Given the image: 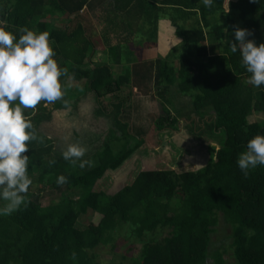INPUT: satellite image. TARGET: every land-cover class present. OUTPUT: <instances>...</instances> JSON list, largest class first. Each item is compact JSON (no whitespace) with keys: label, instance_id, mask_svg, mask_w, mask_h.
I'll list each match as a JSON object with an SVG mask.
<instances>
[{"label":"trees","instance_id":"trees-1","mask_svg":"<svg viewBox=\"0 0 264 264\" xmlns=\"http://www.w3.org/2000/svg\"><path fill=\"white\" fill-rule=\"evenodd\" d=\"M51 1L50 5L47 0H0V25L4 23L3 28L17 36L25 27L47 31L54 42L55 59L59 67L67 69L68 80H85L87 90L100 102L105 95L120 92L127 76L115 77L110 66L87 68L92 43L83 26L72 34L54 28L49 32L44 21L54 11L77 14L91 0ZM165 3L166 12L180 18L172 16V21L188 52L180 55L178 68L167 59L158 62L157 87L173 86L178 75L179 89L192 99L202 126H207L206 119L225 135L215 160L184 173L144 170L130 185L109 195L96 190L98 183L109 171L119 170L135 150L116 151L110 144L101 145L100 151L95 150L97 156L83 157L91 166L80 169L54 154L53 145L34 149L45 138L37 134L38 140L29 142L26 153L32 180L27 206L0 216V264H103L96 250L109 244L116 249L119 233L122 228L125 233L126 226L125 235L136 240L134 244L144 245L140 259H130L132 264H227L224 251L211 250L213 235L224 223L231 232L229 247L236 264H264V167L251 170L245 178L237 165L247 142L264 135V121L257 118L264 120V86L256 88L247 82L250 74L241 66L240 53L230 49L236 28L252 32L247 39L257 46L264 44V0H215L211 8L200 0ZM192 20L197 26L187 28L184 23ZM209 33L215 35V48L221 54L210 53ZM65 59L74 65L68 69ZM63 99L67 106L56 101L58 109L77 108L79 99ZM44 104L38 105L43 111ZM33 113L24 110L26 118ZM252 116L255 121L250 120ZM137 117L129 114L127 121L137 123ZM53 160L55 164L50 165ZM60 175L67 177V183L57 185ZM43 199H48V205H42ZM175 199L181 201L178 207ZM91 214L93 221L80 229V219ZM159 230L165 232L162 238L144 242Z\"/></svg>","mask_w":264,"mask_h":264},{"label":"rangeland","instance_id":"rangeland-1","mask_svg":"<svg viewBox=\"0 0 264 264\" xmlns=\"http://www.w3.org/2000/svg\"><path fill=\"white\" fill-rule=\"evenodd\" d=\"M121 1L119 0L120 3ZM104 6L102 5V8ZM116 17H118L117 14L114 18ZM108 18L115 25L112 26L114 29L123 30L122 27L128 23L123 18L117 19L114 23L113 16L110 18L108 15ZM197 19L198 17L195 20ZM195 20L184 25L187 28L197 26ZM212 20L211 18L210 22ZM219 21H221V18ZM129 24L132 26L133 22H129ZM0 27H3L2 24ZM137 31H140L141 35L137 34L135 36L133 39L135 43L128 42L126 45L125 43H118L116 48L123 52L136 50L137 44H139L137 42L139 40L145 42L146 36L158 38V34L156 35L153 30L145 29L144 24ZM94 44L92 47H97L95 42ZM216 45L215 35L209 33L208 47H211V54H221L218 48H215ZM183 48L185 50L181 53ZM190 49L191 47L189 51ZM181 50V57L186 56L187 49L182 46ZM123 52L114 51L111 52V55H124ZM147 52L153 54L151 51ZM147 52L143 51V54L145 55ZM102 53L106 57H111L108 51ZM195 61L199 60L195 58ZM102 66L106 65L102 63L100 65H90L87 68L101 69ZM111 69L114 71L113 68ZM134 75L136 74L134 73ZM115 77L117 76L115 75ZM72 79L68 80L66 76H62L61 83L64 86L65 96H69L73 100L79 99L76 103V109L74 107L67 110L58 109L56 102L48 105L44 104V111L37 106L33 110V115L27 119L32 122L37 134L41 137L45 136L34 149L53 145L54 154L62 155V151L69 143L79 142L87 147L86 154L91 155L89 158H93L94 154L97 156L98 152L96 151H100L97 148L104 144H110L113 148H117L116 151L135 150L119 170L107 173L105 178L98 183L97 191L113 195L125 186L130 185L144 170L173 169L179 173L199 170L215 160L216 151L221 148L225 140L224 133H218L211 126L213 122L205 119L207 126L205 128L204 125L202 126V121L198 112L194 109L192 99L179 89L180 79H178V75L173 86L163 85L164 87H157V83L151 85L143 83L125 85V88L120 92L105 95L101 102L97 100L94 93L87 90L85 80L74 81ZM136 89L138 92H136ZM121 100L125 103L122 107H119V104L123 102ZM58 101L62 103L64 99ZM115 103H117V107ZM132 113L138 115L139 120L137 123L132 124V122L127 121V115L129 116ZM124 114H127L125 118H123ZM255 118V116H252L250 120L255 121ZM257 118L264 121L260 116ZM131 129L133 132L130 131ZM138 132L144 134V136L137 134ZM138 143L143 144L135 149ZM173 202L176 207L181 203L179 199H175ZM42 205H48V199H43ZM93 215L82 217L78 227L83 230L86 229L93 221ZM128 228L126 226L124 229L128 231ZM217 229L218 231L213 235L211 250L221 249L224 251L226 263L236 264V260L232 257L233 252L229 247L232 242L229 227L224 223ZM125 233H123L122 228L119 239L116 240V249H113L112 244H109L101 247L100 250H96L98 259L103 264H132L131 260L133 258L140 259L143 243L134 244L136 240L133 241V238L125 235ZM164 235L165 232L159 230L155 235L145 237L144 242L151 238H162ZM210 264H215V262L212 261Z\"/></svg>","mask_w":264,"mask_h":264},{"label":"clouds","instance_id":"clouds-1","mask_svg":"<svg viewBox=\"0 0 264 264\" xmlns=\"http://www.w3.org/2000/svg\"><path fill=\"white\" fill-rule=\"evenodd\" d=\"M211 8L215 0H200ZM257 2V0H252ZM20 35L0 27V216L11 215L27 206L26 194L32 180L28 175L29 142L38 140L34 125L24 114L25 109L35 110L41 102L45 105L63 100L65 91L61 77L67 69L59 67L47 31L36 32L20 29ZM247 29L236 28L235 43L231 52H239L241 66L250 74L248 83L256 88L264 86V44L256 45ZM67 106V101H64ZM88 149L79 142L69 143L62 151V158L73 166L84 169L91 161L84 160ZM50 165L55 161H49ZM245 178L251 170L264 167V135L250 139L237 159ZM57 185L67 183L60 175ZM75 258V253H73Z\"/></svg>","mask_w":264,"mask_h":264},{"label":"crops","instance_id":"crops-1","mask_svg":"<svg viewBox=\"0 0 264 264\" xmlns=\"http://www.w3.org/2000/svg\"><path fill=\"white\" fill-rule=\"evenodd\" d=\"M166 1L122 0L121 4L119 0H91L77 14L69 15L54 11L44 21L48 24L47 30L49 32H52L54 28L67 34H72L79 27H84L85 33L92 43L89 47L90 55L86 61L87 67L103 63V65H109L114 69L113 72L117 78L129 76L126 85L135 83L151 85L156 83L159 61L167 59V62L173 63L177 68L179 67L180 50L183 46L182 38L178 35L177 27L172 21L173 17L178 21L180 18H177L179 17L178 15L173 14L172 17L166 12L168 8ZM47 2L50 5L53 3L51 0H47ZM102 5L105 6L102 8ZM115 14L118 17L114 18ZM108 15L110 18L113 16V23L119 18H123L128 23L122 27L123 30L114 29L112 26L115 25L111 23ZM129 22H133V25L131 26ZM143 24L145 29L153 30L156 35L158 34V38L146 36L145 42L141 40L137 42L139 44H137L136 50L123 52L116 48L118 43H125V45L128 42L135 43L133 39L137 34L141 35L140 31L137 30ZM4 25L2 23V26ZM94 42L97 47H92V45H95ZM106 51L110 55L114 51L123 52L125 56L111 55V57H106L102 53ZM143 51H151L153 54H148L147 52L144 55ZM60 61L63 63L62 60ZM65 62L64 65L66 67L74 65L72 60L65 59ZM58 65L60 66V64ZM136 92H138L137 89Z\"/></svg>","mask_w":264,"mask_h":264}]
</instances>
